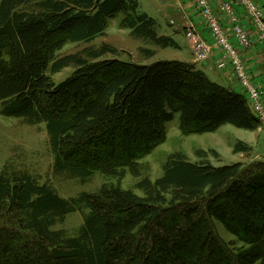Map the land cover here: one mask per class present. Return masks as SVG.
<instances>
[{
	"label": "trees",
	"instance_id": "trees-1",
	"mask_svg": "<svg viewBox=\"0 0 264 264\" xmlns=\"http://www.w3.org/2000/svg\"><path fill=\"white\" fill-rule=\"evenodd\" d=\"M118 15L132 38L178 48L158 35L137 0H0V115L44 124L55 173L86 181L97 172L115 182L63 199L26 173L1 175L0 205L32 235L45 264H194L189 229L199 218L219 223L240 244L228 257L218 247L227 264H264V162L214 167L177 154L158 179L141 177L140 161L165 142L176 114L189 134L226 125L256 130L243 93L179 61L99 60L114 53L105 45L87 51L89 60L58 58L67 43L103 37ZM71 66L55 85L52 75ZM250 150L240 141L233 147L235 154ZM127 175L138 179L141 196L121 187ZM77 212L83 224L75 236L54 230ZM18 230L0 229V264H25L14 249Z\"/></svg>",
	"mask_w": 264,
	"mask_h": 264
},
{
	"label": "rangeland",
	"instance_id": "rangeland-1",
	"mask_svg": "<svg viewBox=\"0 0 264 264\" xmlns=\"http://www.w3.org/2000/svg\"><path fill=\"white\" fill-rule=\"evenodd\" d=\"M137 2L140 12L146 13L155 19L159 36L167 37L172 34L180 40L179 44H181V40L185 39V21L181 16L179 20L181 24L176 25L174 23L177 14L175 0H137ZM255 2L261 7L264 14V0H255ZM122 18V15H118L110 19L103 37H97L90 42L65 44L61 51L57 53L58 58L80 56L89 60L87 51H100L102 46L105 45L112 49L114 53H107L99 60L118 59L135 64L180 61L178 49H162L152 43L132 38L129 31L123 29ZM147 50L152 52L150 58L144 53ZM73 71L74 67L71 66L63 69L58 74L52 75L53 83L55 85L60 84ZM210 79H214L213 76ZM257 129L254 131L256 132ZM254 131L249 133V131L226 125L211 134H189L179 127V115L176 114L173 120L166 124L165 142L140 161L143 169L141 177L148 178L151 181L158 179L162 175L163 166L167 163L169 157L177 154L182 155L190 163L207 162L214 167L235 163L248 166L264 162L258 157V155L264 156V149L260 150L258 154L254 151L251 154L250 150L243 157L238 155L243 153H233V147L236 142L240 141L239 139L244 138L252 144L256 142L257 138L253 133ZM247 136L249 137L247 138ZM198 152H203L204 156L200 157L197 154ZM212 152H215V154H212ZM53 157L44 124L29 125L25 121L5 118L0 115V176L11 177L17 173H26L33 177L38 184L52 187L58 196L63 199L76 198L81 193H96L103 184L115 183L114 181L105 180L97 172L86 181L55 173ZM80 158L83 159L84 156L80 155ZM137 182L138 179L127 175L121 182V187L141 196V192L135 189ZM14 216L9 214L4 206L0 205V229L11 227L18 230ZM82 224L83 217L81 213L77 212L66 216L62 223L55 225L54 230L63 231L68 236H75ZM17 234L19 238L15 242L16 247L14 249L22 262L25 264H45L43 254L37 248L32 235L29 232L20 230ZM189 242L193 250L192 261L194 264H227L224 254L225 257L233 256L241 247L219 223L210 222L208 225V222L202 218L196 220L195 226L189 229ZM218 247L223 250L224 254Z\"/></svg>",
	"mask_w": 264,
	"mask_h": 264
},
{
	"label": "built area",
	"instance_id": "built-area-1",
	"mask_svg": "<svg viewBox=\"0 0 264 264\" xmlns=\"http://www.w3.org/2000/svg\"><path fill=\"white\" fill-rule=\"evenodd\" d=\"M203 27L208 32L212 43L221 53L216 64L217 70L230 69L240 91L246 97L252 113L264 127V104L262 92L251 78L250 71L244 60L245 50L252 46L253 40L245 29L231 2H222L221 11L226 26L221 23L214 11L212 0H193ZM250 21L255 32L256 43L264 47V14L260 6L253 0H233ZM184 38L191 47L194 63L208 61L212 46L208 44L192 23H187Z\"/></svg>",
	"mask_w": 264,
	"mask_h": 264
},
{
	"label": "crops",
	"instance_id": "crops-1",
	"mask_svg": "<svg viewBox=\"0 0 264 264\" xmlns=\"http://www.w3.org/2000/svg\"><path fill=\"white\" fill-rule=\"evenodd\" d=\"M253 1L255 2V0ZM222 2H231L233 8L235 9L245 29L251 35V38L253 40L252 46L248 48L247 50H245L243 57L251 73L253 82L262 92V101L264 104V47L256 43L255 32L250 24V21L244 15L242 10L234 3L233 0H212L214 11L219 16L221 23L224 26H226L227 24L224 14L220 8ZM175 6L177 7L176 8L177 14H176V19L174 23L176 25H180L181 22H179V20L181 19V16H182V19L185 21L184 26L186 25V23L194 24L198 32L202 35L203 39L212 46V53L208 61L204 63H194L192 52H191V47L185 41V39L181 40V44H179L180 40H178L176 36L169 34L167 37L171 38L173 41H175L178 44L177 51L180 54L179 62L195 65L197 69L202 71L210 81L213 80L212 82L214 83L218 82L216 84L233 89L235 92L242 93L235 79L232 77L231 71L228 67L224 70L216 69V64L221 59V53L218 50V48L213 45L208 32L203 27L199 14H198V10L195 7L194 1L193 0H175ZM211 75L214 78L212 80L210 79V77H212ZM253 133L255 134V137L257 138L254 144L249 143V141L244 140V138L239 139V140L247 144L250 147L251 154H253V151L257 152L258 154L260 150L264 149V128L259 127L257 131L256 132L254 131ZM248 137L249 136H247V138ZM255 149L256 150L258 149V150L256 151ZM238 155L240 157L244 156V154H238ZM258 157L261 159V161H264L263 155L262 156L258 155Z\"/></svg>",
	"mask_w": 264,
	"mask_h": 264
}]
</instances>
